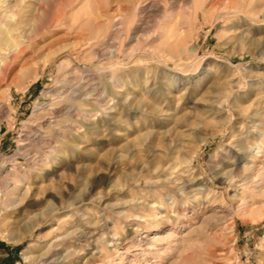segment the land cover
Wrapping results in <instances>:
<instances>
[{"label":"rangeland","instance_id":"374dc122","mask_svg":"<svg viewBox=\"0 0 264 264\" xmlns=\"http://www.w3.org/2000/svg\"><path fill=\"white\" fill-rule=\"evenodd\" d=\"M11 1L0 264H264V0ZM81 90L99 130L44 165Z\"/></svg>","mask_w":264,"mask_h":264},{"label":"bare ground","instance_id":"6f19581e","mask_svg":"<svg viewBox=\"0 0 264 264\" xmlns=\"http://www.w3.org/2000/svg\"><path fill=\"white\" fill-rule=\"evenodd\" d=\"M225 2V1H224ZM174 3V2H173ZM12 1L11 0H1L0 1V29L5 27V20H7L8 18L11 17V13H12ZM234 3L232 2V5ZM235 6V5H234ZM57 17V16H56ZM60 21V19H59ZM58 21H55L54 17L52 19H50L48 21L47 26H45V29H49L50 27H52V25L55 23H57ZM24 24V25H23ZM27 24L24 21H19L17 22L14 26L13 29H18L19 28H24ZM45 25V24H44ZM38 31V30H37ZM3 32L4 31H0ZM39 32V31H38ZM11 35V31L7 32V34L5 35V37H9ZM120 81V80H119ZM83 90H81L78 94H76L74 96L73 100L78 101L77 105H74L72 107H62L57 109V111H54V121H48V120H43L40 123V129L39 132H43L45 128L50 127L53 123H56L55 125H53L52 129H53V133L47 137H44L39 134L38 135V143L40 144L39 147V159L40 161L44 164V165H48L51 164L54 160L55 157L61 155V156H65L66 157V150L67 147L71 146L72 149L74 150H78V145L77 144H73V141L75 140V138L77 136L80 137V135L78 134L79 130L86 126L88 131H96L99 130V127L96 126H92L89 121L92 120L93 117V112L98 110L99 108L104 106L105 103V99L103 98V96L101 94H99V92L94 93L93 95H90L88 97H85L89 94L87 93H83ZM48 105H46L47 107ZM61 106V105H60ZM105 107V106H104ZM43 108V106H42ZM53 108V107H52ZM51 109V108H50ZM93 113V114H92ZM64 115H68L67 117L70 118V120H67L65 122H61L60 120H65L64 118L66 116ZM43 119V118H42ZM41 120V119H40ZM95 120V119H94ZM105 124V123H104ZM25 125V124H24ZM36 125V124H35ZM30 126V125H28ZM104 127V126H103ZM31 129V128H30ZM43 130V131H41ZM30 131V130H29ZM35 131V129H34ZM48 131V130H47ZM35 133V132H33ZM30 134V133H29ZM84 134V133H83ZM24 135V134H23ZM28 136V134H27ZM33 136V135H31ZM35 136V135H34ZM22 137V136H21ZM24 137V136H23ZM22 137V138H23ZM29 138V137H28ZM36 138V137H34ZM30 139V138H29ZM33 139V138H32ZM204 139L199 140V142H203ZM23 142V141H22ZM32 143V142H31ZM27 144V142H26ZM30 144V143H29ZM37 144V143H36ZM32 145V144H31ZM25 146V145H24ZM28 147V146H27ZM32 147V146H31ZM35 147V145L33 146V148ZM36 148V147H35ZM35 151V149H34ZM125 151V150H124ZM127 151V150H126ZM27 152V151H26ZM25 152V153H26ZM29 152V151H28ZM27 152V153H28ZM33 152V151H32ZM36 153V152H35ZM27 155V154H26ZM29 155V153H28ZM36 155V154H35ZM29 157V156H28ZM33 157V156H30ZM195 155H187L185 158H183L181 161L178 159V161H180L179 163H173L170 168L175 169L178 164H182V163H186V164H192L194 159H195ZM37 158V157H36ZM38 159V158H37ZM63 160L64 157H63ZM67 160V159H66ZM30 161V160H28ZM34 161V160H33ZM60 161V160H59ZM31 162V161H30ZM55 162V161H54ZM53 162V163H54ZM38 163V162H37ZM40 163V162H39ZM52 163V164H53ZM34 164V163H33ZM36 164V163H35ZM34 164V165H35ZM51 164V165H52ZM32 165V166H34ZM49 167V166H47ZM59 167V166H58ZM57 168V166H56ZM39 170H43L45 172V170L43 169V167H39ZM52 172H55V168L52 170ZM51 172V173H52ZM38 174V173H37ZM53 174V173H52ZM43 175V174H41ZM31 176V175H30ZM45 176V175H44ZM28 177V176H27ZM36 177V176H35ZM39 178V177H38ZM22 179V178H21ZM30 180V177H29ZM162 224L159 223L156 225V230L154 231H159L162 229ZM28 228V227H27Z\"/></svg>","mask_w":264,"mask_h":264}]
</instances>
